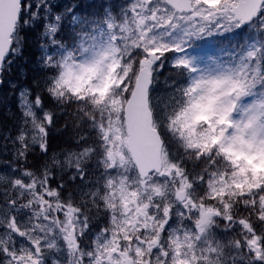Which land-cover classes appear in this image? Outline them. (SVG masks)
<instances>
[{
  "label": "snow or ice",
  "instance_id": "1",
  "mask_svg": "<svg viewBox=\"0 0 264 264\" xmlns=\"http://www.w3.org/2000/svg\"><path fill=\"white\" fill-rule=\"evenodd\" d=\"M0 89V264H264V0H0Z\"/></svg>",
  "mask_w": 264,
  "mask_h": 264
},
{
  "label": "trees",
  "instance_id": "2",
  "mask_svg": "<svg viewBox=\"0 0 264 264\" xmlns=\"http://www.w3.org/2000/svg\"><path fill=\"white\" fill-rule=\"evenodd\" d=\"M34 54H38L37 52V49L35 48V46L31 43L30 41V44H29V47L26 49L25 51V55L26 57L31 61L32 57ZM29 71H28V80L27 81H24L22 78H21V82L22 83H28L31 81L32 77L35 75V73L31 70L33 65L31 63H29V65H27ZM18 76L17 73L14 72V75H13V79H16ZM3 92H4V89H0V95H3ZM9 106L10 108H13V104H12V101L10 100L9 101ZM2 110L0 109V113ZM3 114H5L3 112ZM9 116H10V113L8 112V116L6 117V119H4V117L2 116V114H0V124H10V120H9ZM58 123H63V118H61L60 120H58ZM70 132L68 134H65L64 136H60L58 133H56L55 131L53 132V135L56 137L55 140H53V145L56 146V145H60V146H63L65 141H69L70 139Z\"/></svg>",
  "mask_w": 264,
  "mask_h": 264
},
{
  "label": "rangeland",
  "instance_id": "3",
  "mask_svg": "<svg viewBox=\"0 0 264 264\" xmlns=\"http://www.w3.org/2000/svg\"><path fill=\"white\" fill-rule=\"evenodd\" d=\"M112 2L113 3H118L119 2V0H112ZM13 75H14V73H13ZM13 75H12V77H13ZM5 91H6V89H4V92H3V94L5 93ZM10 101V100H9ZM9 101H8V106H9ZM10 107V106H9ZM2 111V113H0V114H2V116L4 117V119H6V117L8 116V111L7 110H5V109H3V108H0ZM3 112L5 113V114H3Z\"/></svg>",
  "mask_w": 264,
  "mask_h": 264
}]
</instances>
